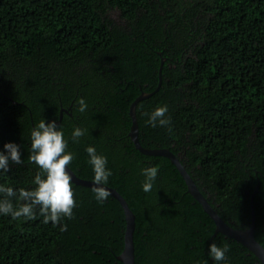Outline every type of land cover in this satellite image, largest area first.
Returning <instances> with one entry per match:
<instances>
[{
	"label": "trees",
	"instance_id": "obj_1",
	"mask_svg": "<svg viewBox=\"0 0 264 264\" xmlns=\"http://www.w3.org/2000/svg\"><path fill=\"white\" fill-rule=\"evenodd\" d=\"M142 93L151 94L135 105L140 145L171 151L232 228L250 225L257 188L253 235L264 247V0H0V151L14 143L23 161H10L0 184L35 187L30 133L55 121L77 177L93 181L87 147L106 157V186L134 214V264H217L213 242L230 249L219 264H261L216 231L166 156L136 149L129 108ZM163 105L170 129L149 126L146 113ZM76 127L86 131L74 141ZM153 166L145 192L142 169ZM91 188L72 182L65 231L38 210L34 220L0 215V264H122L123 209Z\"/></svg>",
	"mask_w": 264,
	"mask_h": 264
},
{
	"label": "clouds",
	"instance_id": "obj_2",
	"mask_svg": "<svg viewBox=\"0 0 264 264\" xmlns=\"http://www.w3.org/2000/svg\"><path fill=\"white\" fill-rule=\"evenodd\" d=\"M86 101L78 100V111L83 113L87 110ZM167 105L156 107L148 115L147 124L151 127H168L170 129V117L167 115ZM85 129L76 127L72 131V138L77 141L85 134ZM31 152L28 160L34 163L40 171L36 173L32 183L35 185L31 190L20 188L18 193L11 187L0 184V215L10 216L13 220L24 218L26 220L36 219L37 210L43 217V223L51 222L53 226L60 225V230L67 229L66 224H61L65 219H72L73 209L76 207L74 192L72 189V176L66 171L67 166L73 161L74 155L67 152V141L64 139V132L59 130L56 122L45 123L42 119L31 131ZM4 151H0V172H9V162L21 164L20 146L14 143H5ZM89 157V164L93 170V186L91 191L94 198L103 203L110 192L104 187L108 183L112 173L107 168V159L99 155L94 147L86 148ZM145 177L142 189L150 192L158 176L157 167H147L142 169ZM20 201L19 205H14L11 198ZM229 247L217 246L215 242L208 247L211 258L219 264L226 261V254Z\"/></svg>",
	"mask_w": 264,
	"mask_h": 264
},
{
	"label": "water",
	"instance_id": "obj_3",
	"mask_svg": "<svg viewBox=\"0 0 264 264\" xmlns=\"http://www.w3.org/2000/svg\"><path fill=\"white\" fill-rule=\"evenodd\" d=\"M162 62V60H161ZM160 79V78H159ZM151 93L140 94L130 105L129 115L132 120V124L129 130V137L133 142L136 149H138L143 154L148 155H160L166 156L171 163L175 165L182 178L184 179L187 191L201 204L204 211L214 220L216 224V231L222 232L227 236L232 237L241 244H243L250 252H252L261 264H264V247L254 238V207H253V197L257 191L255 188L254 192L250 196V225L246 229H235L227 225L216 211L210 206L205 197L199 191L193 180L190 178L189 174L186 172L178 158L168 149H146L143 148L138 141V125L135 117V105L141 99L150 96ZM63 110V109H62ZM65 111V110H64ZM61 117V114H60ZM66 171L72 176V182L77 185L92 187L93 181L86 180L77 177L72 170L67 166ZM108 189L110 195L114 197L121 205L124 216H125V231H124V247L121 253L117 256V259L122 262V264H134V251H133V230H134V214L129 209L126 201L123 197L113 188L104 185Z\"/></svg>",
	"mask_w": 264,
	"mask_h": 264
},
{
	"label": "flooded vegetation",
	"instance_id": "obj_4",
	"mask_svg": "<svg viewBox=\"0 0 264 264\" xmlns=\"http://www.w3.org/2000/svg\"><path fill=\"white\" fill-rule=\"evenodd\" d=\"M110 17L112 18V20H113L116 24L126 27V23H125L124 20H122V18L120 17L119 12L111 11V12H110Z\"/></svg>",
	"mask_w": 264,
	"mask_h": 264
}]
</instances>
